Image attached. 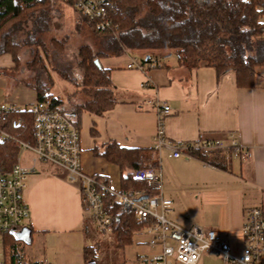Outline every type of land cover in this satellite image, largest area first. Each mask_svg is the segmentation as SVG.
I'll use <instances>...</instances> for the list:
<instances>
[{
	"label": "trees",
	"instance_id": "16d2710c",
	"mask_svg": "<svg viewBox=\"0 0 264 264\" xmlns=\"http://www.w3.org/2000/svg\"><path fill=\"white\" fill-rule=\"evenodd\" d=\"M75 2L0 0V57L10 55L14 65L8 70L0 69V76L10 74L17 79L26 69L33 77L17 79V85L35 91L37 101L53 99L58 105L64 103L51 94L54 85L51 71L70 81L77 91L74 98L81 96L74 106L78 125L82 113L102 117L118 105L111 69L102 65V59L137 51L145 54L141 57L149 62L150 58H164L159 56L161 52L164 56L173 54L187 71L211 67L219 78L235 72L237 86L244 89L255 86L257 70L264 68V0H112L115 10L111 18L117 27L114 33L97 32L95 23L76 10ZM60 4L76 12L75 34L87 29L94 35V44L80 45L72 62L66 59L69 37H50L55 13L61 12ZM24 51L31 56L25 65ZM0 131L33 144L31 109H15L5 117L0 116ZM21 151L14 141L0 140V166L11 170ZM93 153L118 167L120 191L142 189L149 196L155 195L146 182L137 179L138 173L157 167L155 148H128L110 140L103 148L96 146ZM194 156L223 172L230 171L234 158L231 151H199ZM105 201L114 218L116 246L124 250L144 226L136 223L133 213L121 214L113 196ZM31 234L30 227L4 234V264H40L22 261L23 247L32 242ZM99 249L97 244L86 246L85 264H97Z\"/></svg>",
	"mask_w": 264,
	"mask_h": 264
},
{
	"label": "crops",
	"instance_id": "0c3cea01",
	"mask_svg": "<svg viewBox=\"0 0 264 264\" xmlns=\"http://www.w3.org/2000/svg\"><path fill=\"white\" fill-rule=\"evenodd\" d=\"M128 53L125 55L129 60L108 61L105 67L111 69L119 102L105 116H95L93 123L100 128L94 130L98 135L93 147L83 149L84 172L105 176L111 188L120 190L118 167L95 156L93 150L96 146L103 148L110 140L128 148H155L158 117L153 103L160 102L170 107L164 131L175 143L222 139L233 134L243 148L251 151L250 167L256 172L255 182L259 185L256 189L260 192L259 188H262L264 193V68L257 70L255 86L244 89L237 86L235 72L219 78L211 67L187 71L172 56L160 58L161 66L157 68L149 69L147 65L145 70L130 69L128 66L134 58ZM12 67L10 55L0 57L1 70ZM19 76L17 79L22 80ZM7 77L11 79L8 84L0 77V105L24 110L27 102L22 96L31 89L17 85V79L12 75ZM3 96L8 102L2 101ZM33 99L29 102L31 106L37 102L36 92ZM169 154L166 149L157 151L156 160H160L162 185L165 183L163 195L173 202L167 216L176 225L180 226L178 222H182L177 212L182 208L180 200L184 194L202 205L221 208L220 214L207 223L206 229L217 230L223 240L225 236L241 231L246 210L264 204L252 207L253 202L257 203L255 198L239 195L233 187L226 185L230 178L237 180L233 171H220L198 158L174 159ZM21 155V163L32 167L34 157L24 162ZM186 190L188 192L182 195ZM25 192V201L30 207L27 227L32 230V242L23 258L40 264H85L84 251L86 246L94 245L95 228L82 205L80 191L68 181L66 173L55 166L38 163L36 172L28 176ZM194 226L198 225L191 227ZM201 258L198 264H226L215 254ZM136 264L141 262L138 260Z\"/></svg>",
	"mask_w": 264,
	"mask_h": 264
},
{
	"label": "built area",
	"instance_id": "2783aa9c",
	"mask_svg": "<svg viewBox=\"0 0 264 264\" xmlns=\"http://www.w3.org/2000/svg\"><path fill=\"white\" fill-rule=\"evenodd\" d=\"M68 1V0H61ZM76 10L95 23L99 33L115 32L116 25L111 18L115 5L112 0H76ZM262 21L264 22V16ZM130 69L145 70L161 66L160 60L150 58L133 59ZM153 103V102H152ZM158 124L155 137V149H166L174 159H195L199 151H231L233 157L243 160L251 158V151L243 148L233 134L222 139H200L196 143H175L166 137L164 121L170 113V107L154 102ZM34 121V143H23L14 136L0 131V140L14 141L25 150L34 154L33 166H25L19 157L16 165L8 170L0 166V264H4V234L18 233L27 227L30 207L25 201L28 176L36 172L38 163H46L63 170L68 181L81 193L82 205H85L97 233L113 236L114 218L108 212L106 199L115 198L121 214L133 213L136 223L143 225V231L149 236L148 245L160 246L155 256L138 258L141 264H198L204 255L215 254L226 264H264V204L246 210L243 236L246 246L242 254L234 257L230 243L223 240L217 230L201 226L181 228L169 221L168 214L173 202L163 195V174L158 167L138 173L137 179L146 182L155 195L149 196L142 189L122 192L111 188L104 176H93L84 172L81 148V134L78 119L73 111L64 104L58 105L52 99L38 100L31 106ZM15 108L0 105V116L5 117ZM42 264H50L43 262Z\"/></svg>",
	"mask_w": 264,
	"mask_h": 264
},
{
	"label": "rangeland",
	"instance_id": "374dc122",
	"mask_svg": "<svg viewBox=\"0 0 264 264\" xmlns=\"http://www.w3.org/2000/svg\"><path fill=\"white\" fill-rule=\"evenodd\" d=\"M59 7L61 12L55 13V17L53 20V29L50 33V37L53 36L57 39H63L64 36L69 37V41L67 42L66 47V59L72 62L75 58H77V53L80 45L86 44L92 46L94 44V35L91 34V32H89V30L87 29H84L78 34H75L73 30L75 28L77 18L76 12H74V10L70 6H66L65 4H60ZM50 37H48V39ZM128 54L131 55L134 59L140 58L141 56L145 55L137 51L130 52ZM164 55L165 54L162 52L159 53L160 57H164ZM171 56L176 57L173 54ZM29 59H31V56L29 55V53L24 51V54L22 55V64L25 65L24 63ZM127 59L128 57L125 55L118 58L102 59L101 62L104 67H107L109 63L108 61L122 62V60L124 61ZM51 74L52 78H54V85L51 89V94L61 99L64 105H67V108L69 110L74 111L75 104H78L79 99L81 98V96L74 98V94L77 92L75 85L68 80L62 79L54 71H51ZM76 74H78V72ZM0 77H3L6 84L11 81V79H8V77L4 74H2ZM19 77L22 80L28 79L33 77V73L25 69ZM24 93L25 94H23L22 97L25 98L27 102L24 107L30 108L31 104L29 102H32L34 100L33 96L35 95V92H33L32 90H28ZM7 99L8 98L5 96L2 97L3 102H8ZM95 119V116L87 112L82 113L80 117L79 131L81 134V148H83L84 150H87L91 146L93 147L95 140H97L98 133H96L94 130L97 128L99 129L100 126L95 127L93 123ZM21 157L24 162H26L35 156L30 151L25 150L22 153ZM157 165L158 168L161 167L160 160L159 162L157 161ZM230 170L233 171L234 177H237V180H232L230 178L231 181H228L226 183L227 186L233 187V189H235V191L239 195L247 194L249 197L255 198V201H257V203L253 202L254 205H252V207H255L256 204L259 205L260 203H264V193L261 191L262 188H259L260 192L256 189V186H259L256 185L255 182V176L257 174L255 171L251 170L249 160H243L234 157ZM162 188L163 192H166L165 183L164 186L162 185ZM186 192H188V190L182 192L181 194L183 195ZM180 202H182V208H180L177 212V216H179L182 221L181 223L178 222V224L183 228H190L194 224H197L198 226L206 229L207 223L217 217V215H219L221 212V208L216 206L209 207L207 205H202L199 202H196L194 198L192 199L191 197H189L188 194H184ZM94 233V243L92 244H97L98 247H100L97 264H116L123 261H128L130 264H136L138 262V258L142 256L151 258L161 250L160 246L151 247L150 245H148L149 236L144 231L136 234L133 242L129 244L128 247H126L124 250H120L117 248L114 236H104L103 234L97 233L95 230ZM225 237L226 238L224 239L228 243H230L232 256H240L246 246V242L244 241L243 236V228L240 232H236ZM28 248L29 244H26L23 247V256L27 254ZM1 252H3L2 246H0V253ZM22 261L23 263L31 262L30 259L28 260L25 257Z\"/></svg>",
	"mask_w": 264,
	"mask_h": 264
}]
</instances>
